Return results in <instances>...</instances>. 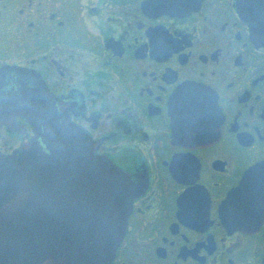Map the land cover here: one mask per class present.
Listing matches in <instances>:
<instances>
[{
  "label": "flooded vegetation",
  "instance_id": "af4514ba",
  "mask_svg": "<svg viewBox=\"0 0 264 264\" xmlns=\"http://www.w3.org/2000/svg\"><path fill=\"white\" fill-rule=\"evenodd\" d=\"M6 96L50 115L3 124V154L56 116L128 180L109 264H264V0H0Z\"/></svg>",
  "mask_w": 264,
  "mask_h": 264
},
{
  "label": "water",
  "instance_id": "95a60500",
  "mask_svg": "<svg viewBox=\"0 0 264 264\" xmlns=\"http://www.w3.org/2000/svg\"><path fill=\"white\" fill-rule=\"evenodd\" d=\"M28 113L50 115L0 99V129ZM49 124L45 144L32 139L10 155L0 151V264H109L132 210L129 182L83 131L56 116ZM251 180L244 176L224 205L236 206V228H253L244 209Z\"/></svg>",
  "mask_w": 264,
  "mask_h": 264
}]
</instances>
